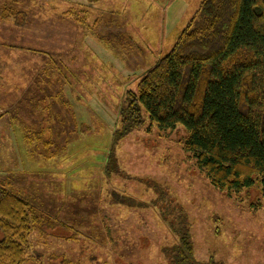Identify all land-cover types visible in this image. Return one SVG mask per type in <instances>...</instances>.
Wrapping results in <instances>:
<instances>
[{"label":"rangeland","instance_id":"rangeland-1","mask_svg":"<svg viewBox=\"0 0 264 264\" xmlns=\"http://www.w3.org/2000/svg\"><path fill=\"white\" fill-rule=\"evenodd\" d=\"M200 1L0 0V180L51 222L31 230L25 264H169L184 227L196 261L264 264L257 183L214 187L184 127L144 111L116 138L127 93Z\"/></svg>","mask_w":264,"mask_h":264},{"label":"trees","instance_id":"trees-1","mask_svg":"<svg viewBox=\"0 0 264 264\" xmlns=\"http://www.w3.org/2000/svg\"><path fill=\"white\" fill-rule=\"evenodd\" d=\"M143 111L159 129L184 127L182 147L214 187L239 192L257 183L264 196V0H201L171 49L127 93L117 139L142 125ZM46 223L0 180V264H25L31 230ZM178 234L165 251L169 264H217L194 259L188 228Z\"/></svg>","mask_w":264,"mask_h":264}]
</instances>
